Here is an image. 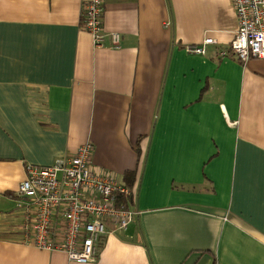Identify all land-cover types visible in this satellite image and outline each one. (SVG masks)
<instances>
[{"label":"crops","instance_id":"1","mask_svg":"<svg viewBox=\"0 0 264 264\" xmlns=\"http://www.w3.org/2000/svg\"><path fill=\"white\" fill-rule=\"evenodd\" d=\"M83 1L0 0V264H78L26 243L18 191L86 143L139 213L89 264H264V61L218 56L231 1L106 0L118 48Z\"/></svg>","mask_w":264,"mask_h":264},{"label":"built area","instance_id":"2","mask_svg":"<svg viewBox=\"0 0 264 264\" xmlns=\"http://www.w3.org/2000/svg\"><path fill=\"white\" fill-rule=\"evenodd\" d=\"M236 12L239 30L220 57L236 55L243 63L264 61V0H230ZM106 0H84L82 17L102 47L109 36L118 48L121 36L107 34L103 26ZM215 39L187 47L189 54L205 56ZM95 146H80L71 158L60 159L51 167L27 166L26 178L19 189L23 221L20 231L26 243L41 250L60 252L71 262L95 263L98 246L105 236L126 232L138 217L136 191L112 172L95 167Z\"/></svg>","mask_w":264,"mask_h":264},{"label":"rangeland","instance_id":"3","mask_svg":"<svg viewBox=\"0 0 264 264\" xmlns=\"http://www.w3.org/2000/svg\"><path fill=\"white\" fill-rule=\"evenodd\" d=\"M36 248V247H35ZM38 249V248H37ZM39 250H41V249H39ZM42 251H45V250H42ZM49 252V251H48Z\"/></svg>","mask_w":264,"mask_h":264}]
</instances>
